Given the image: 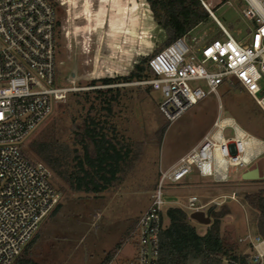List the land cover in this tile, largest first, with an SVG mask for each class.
<instances>
[{
    "label": "rangeland",
    "instance_id": "rangeland-1",
    "mask_svg": "<svg viewBox=\"0 0 264 264\" xmlns=\"http://www.w3.org/2000/svg\"><path fill=\"white\" fill-rule=\"evenodd\" d=\"M56 9L59 22L57 32V86L91 87L92 80L126 75L141 57L160 49L166 33L144 12L131 5L130 0H47ZM214 16L238 41H244L252 31V24L243 17L240 0H207ZM142 12L144 16H142ZM214 37H219L213 20L202 23L186 36L193 49ZM88 47V52L84 51ZM207 91L204 82L195 84ZM192 86V85H191ZM120 105L114 107L112 121L119 137L132 142L138 152L134 166L122 180L99 195H84L59 190L60 209L55 216L45 217L39 224L31 246V257L37 264H101L105 255L123 237L124 243L109 264H135L136 248L132 232L138 218L151 203L161 172L173 166L179 158L198 145L211 129L217 116L231 118L249 135L264 142V113L254 100L240 88L222 85L216 94H208L167 126L161 136L158 132L165 120L158 111L160 92L147 90L133 83L121 84ZM89 92V90L77 93ZM68 94L58 105L70 101ZM75 111V112H74ZM79 109L71 116L79 122ZM69 117V118H70ZM59 107L42 122L25 141L24 153L37 160L30 152V142L52 124L64 134L70 124ZM255 166L264 173V154L251 166L229 170V181L224 184L199 183L195 173L174 187L164 186L163 198L168 207H178L191 214L187 198L195 196L199 204L222 195L236 193L237 202L226 200L232 210L231 218L222 220L223 236L243 253L249 252L238 243L249 231L255 235L257 213L244 202V195L264 189V175L259 181H243L241 175ZM218 206L206 207L218 209ZM208 216V215H207ZM209 217V216H208ZM199 234L207 226L189 220ZM167 219L163 217V226Z\"/></svg>",
    "mask_w": 264,
    "mask_h": 264
},
{
    "label": "built area",
    "instance_id": "built-area-1",
    "mask_svg": "<svg viewBox=\"0 0 264 264\" xmlns=\"http://www.w3.org/2000/svg\"><path fill=\"white\" fill-rule=\"evenodd\" d=\"M133 1L141 11L147 8L145 0ZM198 1L219 37L196 49L188 46L186 37L174 40L148 60L153 78L133 84L160 92L158 111L168 123L208 94L217 96L220 86L235 83L264 113V0H240L243 17L252 24L244 41L236 40L217 20L207 0ZM126 4L129 7L131 0ZM57 22L56 9L47 0H0V264H15L60 200L51 171L26 156L25 141L68 94L121 85L57 86ZM83 49L88 52L87 46ZM199 82L208 90L195 85ZM263 154V141L233 119L217 116L198 145L161 172L151 203L132 232L135 264H158L165 185L178 186L192 173L199 183L224 184L230 169L247 168ZM236 198L232 193L200 205L197 197L190 196L185 208L191 213L204 211L227 199L237 202ZM237 241L250 252V264H264V236L247 231Z\"/></svg>",
    "mask_w": 264,
    "mask_h": 264
},
{
    "label": "trees",
    "instance_id": "trees-1",
    "mask_svg": "<svg viewBox=\"0 0 264 264\" xmlns=\"http://www.w3.org/2000/svg\"><path fill=\"white\" fill-rule=\"evenodd\" d=\"M145 2L153 21L166 33L165 42L153 54L139 58L126 75L98 78L92 80L89 86L134 83L153 78L148 60L169 43L186 37L194 28L211 19L198 0ZM231 87L239 88L236 83ZM146 89L152 90L149 86ZM121 92V88L107 87L70 93V101L56 107L66 118L78 108L79 122L71 116L64 134L52 124L30 142V152L37 159L34 161L48 167L52 183L54 177L60 191L99 195L120 182L123 175L133 168L138 158L137 149L132 142L119 137L111 119L114 107L120 105ZM165 123L158 132L160 138L168 122ZM244 202L257 213L255 234L264 236V189L245 194ZM59 209L58 203L48 216H55ZM232 213L231 207L226 204L217 210L209 209L210 225L203 234H199L184 210L168 207L164 216L162 213V223L165 217L167 225L159 233L158 264H250V252L238 251L221 232L222 220ZM34 239L35 236L23 248L15 264H37L31 257ZM124 240L125 237L121 238L113 246L101 264L110 263Z\"/></svg>",
    "mask_w": 264,
    "mask_h": 264
},
{
    "label": "water",
    "instance_id": "water-1",
    "mask_svg": "<svg viewBox=\"0 0 264 264\" xmlns=\"http://www.w3.org/2000/svg\"><path fill=\"white\" fill-rule=\"evenodd\" d=\"M241 179L243 181H259L262 180L263 177L260 175L258 168L254 167L243 172ZM189 219L202 226H208L211 222V219L203 211L191 213Z\"/></svg>",
    "mask_w": 264,
    "mask_h": 264
},
{
    "label": "crops",
    "instance_id": "crops-1",
    "mask_svg": "<svg viewBox=\"0 0 264 264\" xmlns=\"http://www.w3.org/2000/svg\"><path fill=\"white\" fill-rule=\"evenodd\" d=\"M255 167H257V166H255ZM257 168H258V170H259L260 175H261V174L264 175L262 168H261V167H257ZM262 175H261V176H262ZM262 177H263V176H262ZM218 197H219V196H218ZM214 199H215V198H214ZM227 217L231 218V215H227Z\"/></svg>",
    "mask_w": 264,
    "mask_h": 264
}]
</instances>
